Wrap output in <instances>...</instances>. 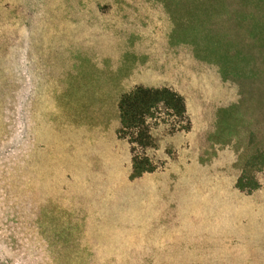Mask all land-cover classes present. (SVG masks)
Listing matches in <instances>:
<instances>
[{
  "label": "rangeland",
  "instance_id": "obj_1",
  "mask_svg": "<svg viewBox=\"0 0 264 264\" xmlns=\"http://www.w3.org/2000/svg\"><path fill=\"white\" fill-rule=\"evenodd\" d=\"M135 86L189 130L131 179ZM0 264H264V0H0Z\"/></svg>",
  "mask_w": 264,
  "mask_h": 264
},
{
  "label": "trees",
  "instance_id": "obj_2",
  "mask_svg": "<svg viewBox=\"0 0 264 264\" xmlns=\"http://www.w3.org/2000/svg\"><path fill=\"white\" fill-rule=\"evenodd\" d=\"M117 109L119 114L117 137L126 141L129 146L131 179L155 170L146 156L147 150L153 146L150 135L151 123L155 126L161 117L177 119L176 121L185 123L184 128L189 130L184 99L164 86L158 88L135 86L120 96ZM243 181L241 176L236 183V187L242 192L245 191Z\"/></svg>",
  "mask_w": 264,
  "mask_h": 264
}]
</instances>
